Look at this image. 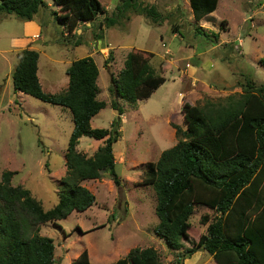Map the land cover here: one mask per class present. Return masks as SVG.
<instances>
[{
    "label": "rangeland",
    "instance_id": "rangeland-1",
    "mask_svg": "<svg viewBox=\"0 0 264 264\" xmlns=\"http://www.w3.org/2000/svg\"><path fill=\"white\" fill-rule=\"evenodd\" d=\"M46 1L49 7L33 20L0 15V180L3 172H13L12 184L29 189L50 210L59 202L68 171L72 112L15 90L12 74L21 49L39 52L38 76L49 94L67 89L66 70L74 60L92 57L99 69L98 97L107 106L91 119V126L106 129L113 128L119 117L111 106L112 75L119 76L129 52L152 53L150 63L165 83L136 108L120 99L126 107L122 135L115 144L120 185L109 172L99 180H86L84 185L96 195V203L84 212L73 211L65 219L39 225L40 234L54 239L58 264H71L84 250L92 264L98 259L115 261L134 247H154L162 264H215L205 250L183 263L177 258L207 233L218 213L197 205L184 248L172 250L153 231L159 222L157 196L154 187L144 183L145 172L162 151L178 142L172 124L186 127L187 104L203 106L208 100L223 104L230 95L243 93L242 85L248 80L264 84V66L259 61L264 55V0H219L215 12L200 21L195 20L189 0H133L139 9L121 12L117 7L124 0H100L106 12L95 22L80 24L75 35L53 17L52 11L60 8ZM141 6H154L161 19L154 21ZM105 17L116 23L107 25ZM30 21L42 25L40 34L32 35ZM213 33L219 34L217 42ZM29 38L30 45H24ZM168 136L173 141L164 138ZM101 144L83 136L78 151L93 156Z\"/></svg>",
    "mask_w": 264,
    "mask_h": 264
},
{
    "label": "trees",
    "instance_id": "trees-1",
    "mask_svg": "<svg viewBox=\"0 0 264 264\" xmlns=\"http://www.w3.org/2000/svg\"><path fill=\"white\" fill-rule=\"evenodd\" d=\"M189 1L197 21L212 14L219 4V0ZM52 2L61 10H53V17L71 35H75L80 24L95 22L106 12L100 0ZM47 7L46 0H0V15L14 14L29 21ZM139 7L133 0H124L117 9L121 12ZM141 7L154 21L161 19L154 6ZM105 23L113 26L116 20L105 17ZM213 36L217 42L219 34ZM152 55L140 50L129 52L119 76L112 75L111 106L119 117L113 128L106 129L91 126V119L107 106L98 97L99 69L92 57L74 60L66 70L67 89L49 94L38 76L39 52L30 47L21 50L12 74L15 90L70 109L74 128L66 152L67 175L59 202L52 209L45 210L29 189L14 186L13 172H3L0 264H58L54 239L41 235L39 225L93 206L97 197L84 185L88 179H101L104 172H109L114 183L120 185L115 144L122 135L121 119L126 108L120 99L136 108L140 100L148 99L165 83L166 78L157 75L150 63ZM259 61L264 66V55ZM242 86L243 93L230 95L223 104L209 100L203 106L187 104L186 127L172 124L178 142L162 151L145 172L144 183L154 187L157 196L159 222L153 231L172 250L184 248L197 205H206L218 213L207 233L178 255L179 263L205 250L213 255L215 264H264V84L255 85L248 80ZM83 136L102 141L93 156L78 151ZM207 222L205 216L204 223ZM71 264H92L88 251L84 250ZM111 264L162 263L154 247H134Z\"/></svg>",
    "mask_w": 264,
    "mask_h": 264
},
{
    "label": "crops",
    "instance_id": "crops-1",
    "mask_svg": "<svg viewBox=\"0 0 264 264\" xmlns=\"http://www.w3.org/2000/svg\"><path fill=\"white\" fill-rule=\"evenodd\" d=\"M215 12V11H214ZM30 22H32L31 24H32V26L31 27H29V30H31V32H32V35H37V34H40V30H41V28H42V25H40L38 22H36V21H30ZM28 29H27V31H26V33L28 34L30 31H29ZM30 39L31 38H29V39H27L26 41H25V43H24V45L26 44V45H30ZM32 48V47H31ZM32 49H34V48H32ZM22 50V49H21ZM19 56V55H18ZM39 70V69H38ZM69 82V81H68ZM68 86V85H67ZM165 139H167V140H171V141H173L169 136L168 137H164ZM99 180V179H98ZM129 252V251H128ZM127 252V253H128ZM119 260V259H118ZM117 260H115V261H113V260H97L96 261V263L95 264H111V263H113V262H116Z\"/></svg>",
    "mask_w": 264,
    "mask_h": 264
}]
</instances>
